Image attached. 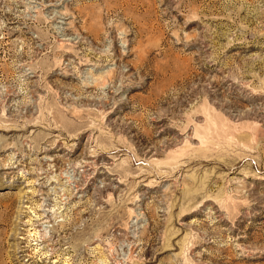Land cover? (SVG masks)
<instances>
[{
  "label": "rangeland",
  "instance_id": "1",
  "mask_svg": "<svg viewBox=\"0 0 264 264\" xmlns=\"http://www.w3.org/2000/svg\"><path fill=\"white\" fill-rule=\"evenodd\" d=\"M0 264H264V0H0Z\"/></svg>",
  "mask_w": 264,
  "mask_h": 264
}]
</instances>
